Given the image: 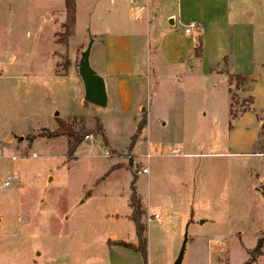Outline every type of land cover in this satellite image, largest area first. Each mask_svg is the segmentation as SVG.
<instances>
[{
  "label": "rangeland",
  "instance_id": "1",
  "mask_svg": "<svg viewBox=\"0 0 264 264\" xmlns=\"http://www.w3.org/2000/svg\"><path fill=\"white\" fill-rule=\"evenodd\" d=\"M36 1L0 0V185L11 178L0 187V264H174L186 230L182 264H247L264 241V100L250 104L253 85L208 78L195 55L168 61L166 41L199 42L197 34L183 35L193 18L182 0H76L74 36L59 49L64 74L53 79L47 32L36 56L25 57L30 19L44 8ZM107 30L132 39L130 110L111 85L106 108L84 101L81 53L96 38L94 69ZM257 47L260 59L261 41ZM22 61L27 66L16 68ZM242 103L250 110L242 113ZM145 112L147 126L134 142ZM241 113L252 121L235 125ZM64 122L78 132L101 131L69 158V140L58 133ZM147 154L150 174L138 176ZM134 190L147 211V263L115 246L137 244L129 205ZM251 264H264V248Z\"/></svg>",
  "mask_w": 264,
  "mask_h": 264
},
{
  "label": "crops",
  "instance_id": "2",
  "mask_svg": "<svg viewBox=\"0 0 264 264\" xmlns=\"http://www.w3.org/2000/svg\"><path fill=\"white\" fill-rule=\"evenodd\" d=\"M27 1H30L31 4L41 2L36 0ZM42 4H44V8L30 19L32 22L27 27V37L31 40L32 46L28 48L27 52L24 50V53L26 52L25 57H35V50L37 49L39 52L42 46L39 39L43 37L44 32H47V42L44 50H49L50 56L45 59L47 62L51 59V63H47L48 65L52 64L50 77L60 79L64 73L58 72L61 58L59 49L66 48V46L58 44L57 39L58 34L64 32L66 21L65 0H42ZM182 5L184 13L192 16L191 21L199 22L203 29L198 39L202 41V53L199 59L203 64L204 75L208 78L216 77L223 80L228 75L246 77L253 82L254 90L251 91L250 95L253 97L254 102L264 100V0H182ZM9 10L10 13L15 12L14 7L11 5ZM35 16L37 22L34 20ZM77 22L76 11V27ZM119 27L126 26L119 25ZM183 35L186 34L183 33ZM8 37L9 34L5 40ZM101 37L102 58L95 60L94 70L106 82L108 104L110 99L109 85H111L114 93L123 103V108L130 110L135 100L131 78L133 74L132 39L129 36L114 34L108 30ZM93 39L94 47L97 40L96 38ZM257 41L262 43L263 56L260 59L257 56ZM3 44L11 47L5 41ZM197 44L192 45L188 42L184 46L176 47L173 43L166 41L163 43L164 47L162 45V50L165 55L170 56L169 58L166 56L169 62H177L194 56ZM50 45L56 46L57 50L51 51L49 49ZM165 47H171L174 51L167 49V52ZM179 52L180 54L184 53L183 59L178 58ZM225 60L226 65L224 64ZM12 61H17L16 55H12ZM26 66V61H22L16 68L24 69ZM243 115L241 116L242 121L237 120L235 125L238 122L252 121L251 115H248V117ZM143 117L146 118L147 122L146 112ZM151 158L152 155L149 159L146 158L147 165L143 166L148 169L146 175L150 174L149 163Z\"/></svg>",
  "mask_w": 264,
  "mask_h": 264
},
{
  "label": "trees",
  "instance_id": "3",
  "mask_svg": "<svg viewBox=\"0 0 264 264\" xmlns=\"http://www.w3.org/2000/svg\"><path fill=\"white\" fill-rule=\"evenodd\" d=\"M65 9H66V21L64 25V32L58 34L57 43L61 45L68 46L70 39L74 36L75 28H76V0H65ZM202 53V41L199 40L197 46L194 50V55L197 58L201 57ZM224 64L226 65V60L224 61ZM229 85H232L234 82L237 84H240L241 86L248 85L249 87H252L253 82L247 79L243 76H229ZM239 85V86H240ZM251 96V95H250ZM231 99L233 101V96H231ZM250 104H253L254 99L251 96V99L249 100ZM242 113H245L246 111L250 110L249 107H246L244 103L240 106ZM231 108L232 104H231ZM241 113V114H242ZM231 115H233V109L231 111ZM235 116H239L235 113ZM262 122V128L264 129V118L261 120ZM146 120H143L138 124L137 132L133 137L134 142L138 140V138L141 137L145 127H146ZM67 123H61L58 128V133L61 134V136L66 137L69 140V149H68V157H73V155L77 152L79 147L82 145L84 138L88 136L89 134H99L101 131V127H95L90 132H78L75 131L73 128L68 126ZM58 136V135H57ZM262 146L260 150V154L264 157V131H263V139H262ZM260 143V145H261ZM263 197H264V185L261 188ZM130 208L132 210L130 214V220L134 223L135 226V232L137 237V244H131L126 243L124 241L119 242L115 246L118 248H123L127 250H131L134 252L139 253L144 262L147 263L148 259V237H147V227L144 223V217L147 213L146 208H144L141 198L137 195L135 190L133 191L131 197H130ZM264 232V229H263ZM264 248V241L262 239L258 240L256 248L251 252V258L249 259V262L247 264L254 263L261 255H262V249Z\"/></svg>",
  "mask_w": 264,
  "mask_h": 264
},
{
  "label": "water",
  "instance_id": "4",
  "mask_svg": "<svg viewBox=\"0 0 264 264\" xmlns=\"http://www.w3.org/2000/svg\"><path fill=\"white\" fill-rule=\"evenodd\" d=\"M94 39L90 36L89 43L86 49L81 53V58L78 64V74L84 85V101L86 103L106 108L108 106V92L106 82L92 67L90 63V56ZM18 139L17 136H14ZM24 141L23 137L19 138ZM188 242V232L186 230L184 241L180 253L174 264H182L185 254L186 244Z\"/></svg>",
  "mask_w": 264,
  "mask_h": 264
},
{
  "label": "built area",
  "instance_id": "5",
  "mask_svg": "<svg viewBox=\"0 0 264 264\" xmlns=\"http://www.w3.org/2000/svg\"><path fill=\"white\" fill-rule=\"evenodd\" d=\"M184 27H185V29H184V33H185L186 35H193V34L200 35V34L202 33V30H203L201 24H200L199 22H197V21H192V22L188 23L187 25H185ZM92 140H93V136H86V138H85V141H86V142H90V141H92ZM174 153H175V154H178L179 151H175ZM0 156H3V152H2L1 150H0ZM105 156L109 157L110 154H109V153H105ZM33 157L36 158L37 155L35 154ZM145 157H146L147 159H149V158H150V155L147 154V155H145ZM13 160H16V158H13ZM147 173H148V169L145 168V167H142V168L137 172V175H138V176H141V175H146ZM10 181H11V178L9 177V178H7V181H5L4 184H3L2 186L0 185V187H4V188L9 187L10 184H11ZM153 220L156 221L158 224H162V223H163V219H162V217H160L159 215H155V216L153 217ZM150 221H151V220H150ZM215 244H216V243H215Z\"/></svg>",
  "mask_w": 264,
  "mask_h": 264
}]
</instances>
